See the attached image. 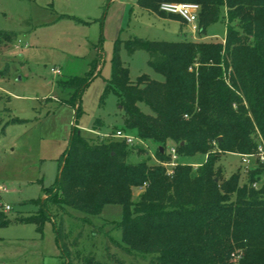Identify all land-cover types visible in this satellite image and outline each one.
Returning a JSON list of instances; mask_svg holds the SVG:
<instances>
[{
    "label": "trees",
    "instance_id": "1",
    "mask_svg": "<svg viewBox=\"0 0 264 264\" xmlns=\"http://www.w3.org/2000/svg\"><path fill=\"white\" fill-rule=\"evenodd\" d=\"M169 3L198 6L200 36L209 25L226 21L224 43L118 37L101 100L113 93L120 131L154 144L159 163L168 161L166 148L174 145L179 163L171 175L145 160L128 163L132 149L123 141L92 139L73 129L45 199L84 214L83 223L104 205H120L122 218L115 224L120 242H105L110 264L120 263L110 246L124 256H149L148 264H264V163H251L242 182L241 167L224 178L219 165L227 154H251L264 144V0H136L142 11L185 23L160 10ZM14 39V33L0 32V46ZM91 49L95 56L82 76L55 82L67 93L59 102L68 104L76 118L82 113L81 96L103 60L100 40ZM122 50L128 56L145 52L161 79L141 74L132 81ZM196 154L205 160L193 172L182 158ZM135 187L143 191L133 201ZM2 205L0 197V228L9 223ZM47 217L42 211L21 221L40 228ZM54 232L64 264H105L92 256L74 261L62 220Z\"/></svg>",
    "mask_w": 264,
    "mask_h": 264
},
{
    "label": "rangeland",
    "instance_id": "2",
    "mask_svg": "<svg viewBox=\"0 0 264 264\" xmlns=\"http://www.w3.org/2000/svg\"><path fill=\"white\" fill-rule=\"evenodd\" d=\"M134 3V0H0V32L15 34L14 40L0 46V196L2 204L10 207L5 213L9 223L0 228V264H64L54 232V226L61 220L75 262L92 256L110 264L105 242L108 238L120 242L115 224L121 221L122 207L104 205L98 216L88 217V222L83 223L84 214L66 207L60 209L45 199L44 189L55 184L60 159L73 129L92 139L98 136L117 141L113 134L121 130L122 117L116 97L111 92L102 100L101 96L111 76L112 47L118 37L224 43L226 21L209 25L200 36L197 30L192 33L180 16L185 23L139 11ZM98 40L102 64L81 96L82 113L76 118L68 104L59 102L67 93L57 88L55 82L64 76H82L95 56L91 44ZM120 59L129 69L132 81L141 74L161 79L148 65V56L143 51L128 56L122 50ZM5 68L6 73L1 75ZM55 68L60 75L52 74ZM140 107L149 112L145 105ZM130 147L128 163L145 160L160 164L154 155V144L135 140ZM204 160L205 156L200 154L182 158L193 172ZM219 165L224 178L241 167V182L244 181L245 172L237 154L225 155ZM141 188H132L133 201L142 193ZM53 193L59 195L57 191ZM42 211L48 217L40 228L21 221ZM110 247L119 264H148L149 256L128 257ZM240 254L237 251L235 255ZM239 259L234 257L235 262Z\"/></svg>",
    "mask_w": 264,
    "mask_h": 264
},
{
    "label": "built area",
    "instance_id": "3",
    "mask_svg": "<svg viewBox=\"0 0 264 264\" xmlns=\"http://www.w3.org/2000/svg\"><path fill=\"white\" fill-rule=\"evenodd\" d=\"M160 10L180 16L190 27L192 33L197 30L196 26V15L198 11V6L195 4H161ZM53 75H60L59 69L51 70ZM106 137V135H104ZM113 137L119 141H123L126 145L131 146L133 141H139L135 137L125 134L124 132L117 130ZM166 154L169 159L167 162L160 163L162 167L165 168L166 174L171 175L173 172V168L179 163V156L177 154L176 148L174 145L168 146L166 148ZM240 159V163L244 172L247 171L248 167L251 163H264V144L259 143L256 150L251 154H238ZM1 189V188H0ZM10 210L8 205H3V211L6 213ZM235 258H239V256H235Z\"/></svg>",
    "mask_w": 264,
    "mask_h": 264
},
{
    "label": "crops",
    "instance_id": "4",
    "mask_svg": "<svg viewBox=\"0 0 264 264\" xmlns=\"http://www.w3.org/2000/svg\"><path fill=\"white\" fill-rule=\"evenodd\" d=\"M134 4H135V7H137L136 6V1L134 0ZM139 11H141L140 9H139ZM161 19V18H160ZM164 20H171L172 21V19H164ZM173 21H177V20H173ZM177 22H179V21H177ZM60 74H61V72H60ZM94 132V134H96V135H99V133L98 132H95V131H93ZM0 195H1V193H0ZM1 197V196H0Z\"/></svg>",
    "mask_w": 264,
    "mask_h": 264
},
{
    "label": "water",
    "instance_id": "5",
    "mask_svg": "<svg viewBox=\"0 0 264 264\" xmlns=\"http://www.w3.org/2000/svg\"><path fill=\"white\" fill-rule=\"evenodd\" d=\"M220 140H221V138L219 137V138H218V141H220ZM160 151L162 152V148H160Z\"/></svg>",
    "mask_w": 264,
    "mask_h": 264
}]
</instances>
